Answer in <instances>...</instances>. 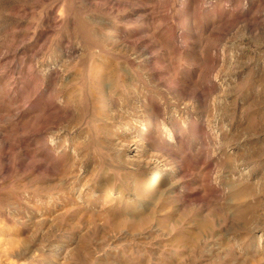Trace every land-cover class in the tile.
Instances as JSON below:
<instances>
[{
	"label": "rangeland",
	"instance_id": "374dc122",
	"mask_svg": "<svg viewBox=\"0 0 264 264\" xmlns=\"http://www.w3.org/2000/svg\"><path fill=\"white\" fill-rule=\"evenodd\" d=\"M0 264H264V0H0Z\"/></svg>",
	"mask_w": 264,
	"mask_h": 264
},
{
	"label": "bare ground",
	"instance_id": "6f19581e",
	"mask_svg": "<svg viewBox=\"0 0 264 264\" xmlns=\"http://www.w3.org/2000/svg\"><path fill=\"white\" fill-rule=\"evenodd\" d=\"M140 135H141V134H140ZM138 142H139V144L143 143V135H141L140 138H138ZM161 179H163V176H162L161 173H158V174H156V175L153 177L151 183L159 182Z\"/></svg>",
	"mask_w": 264,
	"mask_h": 264
}]
</instances>
